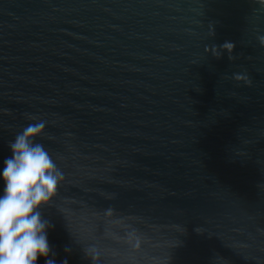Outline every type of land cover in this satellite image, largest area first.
I'll return each mask as SVG.
<instances>
[{
    "label": "water",
    "instance_id": "95a60500",
    "mask_svg": "<svg viewBox=\"0 0 264 264\" xmlns=\"http://www.w3.org/2000/svg\"><path fill=\"white\" fill-rule=\"evenodd\" d=\"M261 38L264 0H0V195L32 123L65 176L36 264H264Z\"/></svg>",
    "mask_w": 264,
    "mask_h": 264
},
{
    "label": "clouds",
    "instance_id": "9594fccd",
    "mask_svg": "<svg viewBox=\"0 0 264 264\" xmlns=\"http://www.w3.org/2000/svg\"><path fill=\"white\" fill-rule=\"evenodd\" d=\"M223 47L230 51L234 45ZM45 126L44 121L29 124L9 142L12 155L4 161L0 195V264H36L41 256H55L47 238V229L54 225L41 209L50 205L65 176L44 145L35 142ZM45 264L55 260L46 259Z\"/></svg>",
    "mask_w": 264,
    "mask_h": 264
}]
</instances>
